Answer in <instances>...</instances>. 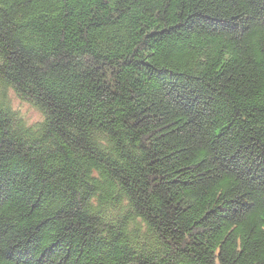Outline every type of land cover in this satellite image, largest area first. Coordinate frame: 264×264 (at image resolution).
Instances as JSON below:
<instances>
[{"label": "trees", "instance_id": "trees-1", "mask_svg": "<svg viewBox=\"0 0 264 264\" xmlns=\"http://www.w3.org/2000/svg\"><path fill=\"white\" fill-rule=\"evenodd\" d=\"M24 253L264 264V0H0V264Z\"/></svg>", "mask_w": 264, "mask_h": 264}, {"label": "rangeland", "instance_id": "rangeland-1", "mask_svg": "<svg viewBox=\"0 0 264 264\" xmlns=\"http://www.w3.org/2000/svg\"><path fill=\"white\" fill-rule=\"evenodd\" d=\"M23 111L26 112V118L28 121H35V119L38 116V112L36 111V109H34L33 107H31L29 104L24 103L23 104Z\"/></svg>", "mask_w": 264, "mask_h": 264}, {"label": "snow or ice", "instance_id": "snow-or-ice-1", "mask_svg": "<svg viewBox=\"0 0 264 264\" xmlns=\"http://www.w3.org/2000/svg\"><path fill=\"white\" fill-rule=\"evenodd\" d=\"M17 264H31L30 253L22 254V256H21L20 260L17 262Z\"/></svg>", "mask_w": 264, "mask_h": 264}]
</instances>
